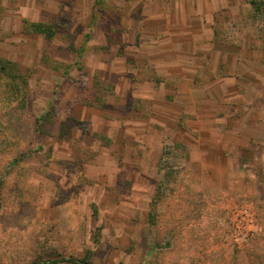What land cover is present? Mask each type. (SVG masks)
I'll use <instances>...</instances> for the list:
<instances>
[{
	"label": "rangeland",
	"instance_id": "374dc122",
	"mask_svg": "<svg viewBox=\"0 0 264 264\" xmlns=\"http://www.w3.org/2000/svg\"><path fill=\"white\" fill-rule=\"evenodd\" d=\"M149 1L0 0V264H264V1Z\"/></svg>",
	"mask_w": 264,
	"mask_h": 264
},
{
	"label": "crops",
	"instance_id": "0c3cea01",
	"mask_svg": "<svg viewBox=\"0 0 264 264\" xmlns=\"http://www.w3.org/2000/svg\"><path fill=\"white\" fill-rule=\"evenodd\" d=\"M129 1H132L131 3H133L135 0H129ZM264 1V0H263ZM164 4L166 5V7H171L173 2H177L179 3V6L181 8V10L179 11V15H178V18L175 19V21H184L185 19H187V17H189V13H190V10H195V8H201L200 11H198L197 9V13H196V17L200 20V22L202 24H205V23H212L214 22L213 19L211 17H207L205 16V11H203L202 9L204 8H207V7H211L213 8V12L211 14L214 15V11H215V8L216 7H234L236 4L237 6L239 5V3L241 4V0H163ZM153 4V1L150 0L149 3L147 4V10H151V6ZM191 8V9H190ZM193 12V11H192ZM196 12V10H195ZM135 13H133V15H135ZM132 14H130V17L134 19V16ZM153 17L154 16V13L152 14V12L148 13V15L145 17V21H147L149 19L152 20L154 19ZM167 19V18H166ZM151 33L152 36L155 35V33L153 32H149ZM206 37V35L204 36ZM214 37V31H210V38H213ZM209 39V37H208ZM166 63L168 65H172L173 69H175V67L177 66V63L176 61H167L166 60ZM185 71V72H189V69H185V68H181V72L180 74H171L173 77H172V80H175V81H179V83L181 82H184L185 81V77L183 76L182 72ZM191 71V70H190ZM170 73H173V72H170ZM169 79V78H167ZM194 79V78H193ZM181 81V82H180ZM193 81V80H192ZM101 134L99 133H95L94 136L96 138H100V137H104L103 135L100 136ZM84 146L88 149H85L86 151H90L91 148L87 147L86 144H84Z\"/></svg>",
	"mask_w": 264,
	"mask_h": 264
},
{
	"label": "trees",
	"instance_id": "16d2710c",
	"mask_svg": "<svg viewBox=\"0 0 264 264\" xmlns=\"http://www.w3.org/2000/svg\"><path fill=\"white\" fill-rule=\"evenodd\" d=\"M34 32L39 33L43 35L46 39L52 40L53 37L55 36L54 30L51 28H46V27H40V26H34ZM61 263H66V264H92L89 262H76L73 260H64L63 262H53V264H61Z\"/></svg>",
	"mask_w": 264,
	"mask_h": 264
}]
</instances>
